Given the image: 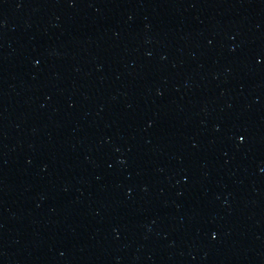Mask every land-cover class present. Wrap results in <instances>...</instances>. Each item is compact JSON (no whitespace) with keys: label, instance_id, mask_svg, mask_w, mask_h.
I'll return each mask as SVG.
<instances>
[{"label":"water","instance_id":"obj_1","mask_svg":"<svg viewBox=\"0 0 264 264\" xmlns=\"http://www.w3.org/2000/svg\"><path fill=\"white\" fill-rule=\"evenodd\" d=\"M0 264H264V0H0Z\"/></svg>","mask_w":264,"mask_h":264}]
</instances>
